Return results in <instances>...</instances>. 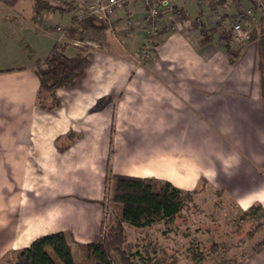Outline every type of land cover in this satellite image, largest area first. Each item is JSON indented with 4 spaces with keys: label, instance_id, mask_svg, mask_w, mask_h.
Wrapping results in <instances>:
<instances>
[{
    "label": "crops",
    "instance_id": "obj_1",
    "mask_svg": "<svg viewBox=\"0 0 264 264\" xmlns=\"http://www.w3.org/2000/svg\"><path fill=\"white\" fill-rule=\"evenodd\" d=\"M33 2L0 0V260L48 233L94 240L113 174L166 180L196 195L213 191L241 212L255 203L264 210L256 41L233 62L222 41L202 44L178 11L212 26L206 0H169L173 9L160 10L151 41L146 4L135 0L130 13L118 8L107 17L122 33L87 31L96 37L86 68L46 108L36 100L34 60L47 55L58 38L53 27H67L71 14L59 23L44 11L33 21ZM226 8L239 13L230 0ZM237 264H264V248Z\"/></svg>",
    "mask_w": 264,
    "mask_h": 264
},
{
    "label": "trees",
    "instance_id": "obj_2",
    "mask_svg": "<svg viewBox=\"0 0 264 264\" xmlns=\"http://www.w3.org/2000/svg\"><path fill=\"white\" fill-rule=\"evenodd\" d=\"M58 1L59 4L54 5L47 0H34L32 20L36 21L44 11L70 13V24L64 28V34L68 38L78 41L83 40L90 28L102 30L107 26L105 19L86 10L82 11L83 14L80 18L77 17L76 11L81 9L80 4H85L88 0ZM228 1L213 0L209 7L213 10L218 7L224 8ZM230 1L231 4L236 5L238 0ZM160 2L161 0H148L146 9L153 5L158 6ZM259 9L262 12L258 28L253 25L254 21L249 16L242 17V23L251 26L249 41H256L258 45L260 92L264 101V5ZM178 13L182 15L183 19L187 17L185 19L190 20L189 23L197 28L202 44L213 40L222 41L230 61L233 62L237 59L242 44L234 42L231 35L232 25L224 26L222 20L221 22L219 20L214 25L208 26L200 16L192 18L186 16L182 11H178ZM225 16L226 14L222 15L223 20ZM230 16H232L231 24H233L238 19V14ZM96 20L99 21V25L95 24L94 21ZM219 28L222 29L220 35L218 34ZM68 44V42L56 41L43 59L34 60V72L39 81L36 100L40 106L46 108L56 106L58 104L56 89L70 85L75 78L83 73L89 62V46L75 44L74 54L67 55L65 49ZM25 47L27 46L25 45ZM28 54L32 55L30 50H28ZM44 96L49 99L48 103L44 102ZM106 182L110 187V195L106 202L107 206H110V211H107V215H113V220L108 225L101 227L94 240L79 243L70 240L62 231L48 233L35 238L25 247L6 252L1 258L2 262L6 264H147L153 260L155 262L170 260L169 255L167 260L164 256L157 258L156 249L150 245H144L142 248L139 246L134 249L129 248L125 225L145 228L159 222L166 226L172 224L180 213L193 202L195 190L178 188L166 180L120 174L110 175ZM258 212L264 214L262 206L255 203L243 210L240 218L245 219L248 216L256 215ZM169 232L167 227L162 231L163 234ZM72 244L78 248V261H75L72 255ZM218 247V243L212 241L207 251L216 253ZM263 248L264 238L252 246L248 256ZM186 253L189 261L198 264L203 263L205 255L201 251L188 246ZM164 254L167 253L163 251L162 255ZM170 263L174 264L175 262L170 260ZM219 264L229 263L222 260Z\"/></svg>",
    "mask_w": 264,
    "mask_h": 264
},
{
    "label": "rangeland",
    "instance_id": "obj_3",
    "mask_svg": "<svg viewBox=\"0 0 264 264\" xmlns=\"http://www.w3.org/2000/svg\"><path fill=\"white\" fill-rule=\"evenodd\" d=\"M47 1L54 5L59 4L58 0ZM206 1L208 10L212 13L210 15L211 18H214L216 21L220 20V22L222 20L224 26L228 27L232 25V16H230L232 15L231 9L228 10L226 7L223 8L226 11V16L223 20L221 13L218 12L219 14L217 15L214 12L215 10L222 11L223 9L218 7L217 9L213 10L209 7L213 0ZM244 1L245 0H238L236 3V5H238L239 13H241L245 7L251 6L250 3ZM261 12L262 10H257L253 13V25L256 28H258L260 24ZM178 15L182 18L181 14ZM178 17H175L176 20H179ZM216 17H218V20ZM100 18L105 19L106 24H108L107 27H110L116 34L123 32L120 28L121 25H119L117 22L110 21V19L107 17L105 18L101 16ZM53 19L59 23L67 22L68 14L54 12ZM94 22L95 24L99 25V21L96 20ZM56 26L58 25L54 26V30L59 35V31H57ZM244 26L249 30L251 29V26L246 24ZM220 28L218 29L219 35L222 33V29ZM92 37H96L95 34L85 35L82 41H78L68 38L65 35L62 42H68L69 44H76L79 46H91L89 44L95 43L92 40ZM99 37L100 36L97 35V39H100ZM234 42L237 43L235 40ZM72 50V47H69L67 53L71 52ZM7 56L10 57V53H7ZM44 97L46 98V96ZM45 98L43 99L44 102L48 103L49 99ZM208 195L210 198H216L215 202H210ZM101 207L102 227L103 225H108L111 220H113V215H107V211H110V206H107L106 202L103 203ZM240 214L241 211H239L234 203L226 198L225 195H216V193L213 191H211L210 194L209 191L202 192L200 195H196L194 193L193 202L188 206V208L184 209L180 213L179 217H177L172 224L166 226L162 222H159L151 227L145 228H137L130 225H125L127 246L131 249H134L136 246L142 248L144 245H150V247L156 249L157 258L164 256L165 260H167L169 255L170 260L175 262L174 264L189 260L186 252L188 246H190L191 248L201 251L205 255L203 260L204 264H219V262L222 260L229 264H235L238 261L245 259L251 252L252 246L264 238V214L262 212H258L256 215L248 216L245 219H241ZM166 227L170 230V232L163 234L162 231ZM212 241L218 243L219 245L216 253H209L207 251V248H209ZM168 248L172 249V251L168 250ZM162 249H165L167 254L162 255ZM72 255L74 256L75 261H78V248L75 244H72ZM0 264L6 263L0 260Z\"/></svg>",
    "mask_w": 264,
    "mask_h": 264
},
{
    "label": "built area",
    "instance_id": "obj_4",
    "mask_svg": "<svg viewBox=\"0 0 264 264\" xmlns=\"http://www.w3.org/2000/svg\"><path fill=\"white\" fill-rule=\"evenodd\" d=\"M147 4L148 0H142ZM252 6L245 7L241 13H238V19L232 24V37L240 44H244L249 41V29L246 28L242 23V17L249 16L254 21V9L260 8L264 5V0H251ZM135 0H88L85 4H80L81 9L76 11V15L80 18L83 12H91L102 17H108L118 8H123L127 13H130L131 6ZM161 9L165 11H171L173 9L172 4L169 0H161L160 5H153L146 9L145 18L146 22V33H148L151 41H154L158 37L157 18ZM83 11V12H82ZM59 35L57 41H62L65 37L64 27L56 26ZM146 53V52H145Z\"/></svg>",
    "mask_w": 264,
    "mask_h": 264
},
{
    "label": "bare ground",
    "instance_id": "obj_5",
    "mask_svg": "<svg viewBox=\"0 0 264 264\" xmlns=\"http://www.w3.org/2000/svg\"><path fill=\"white\" fill-rule=\"evenodd\" d=\"M146 6V5H145Z\"/></svg>",
    "mask_w": 264,
    "mask_h": 264
}]
</instances>
